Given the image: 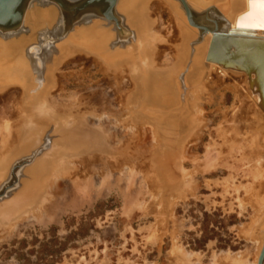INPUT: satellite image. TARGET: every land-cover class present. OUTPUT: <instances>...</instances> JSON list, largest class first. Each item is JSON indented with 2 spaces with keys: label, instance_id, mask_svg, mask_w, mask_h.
Wrapping results in <instances>:
<instances>
[{
  "label": "rangeland",
  "instance_id": "obj_1",
  "mask_svg": "<svg viewBox=\"0 0 264 264\" xmlns=\"http://www.w3.org/2000/svg\"><path fill=\"white\" fill-rule=\"evenodd\" d=\"M62 1L71 9L81 0ZM29 5L15 30L0 31V42L12 47L9 57L14 60L25 54L37 78H25L23 83L33 86L29 90L24 88L23 95L19 77H10L12 85L0 93V124L4 120L9 125L23 121L26 134L31 137L27 141L31 144L19 150V154L8 157L6 170L0 176V187L8 181H17L10 197L0 201V234L10 224L20 221L10 233L0 236V264H237L238 257L244 260L242 264H258L264 229L254 238L244 229L254 215L244 195V188L253 180L254 170L242 157L240 147L230 148L221 140L219 128L224 116L230 118L232 108L236 107L238 97L233 84L239 81L238 77L208 70L202 81L203 89L191 87L183 102L178 98L172 105L164 101L154 105L139 91L131 96L135 101L131 97L126 101L124 95L133 88L128 66L118 68L123 75L115 77L110 70L104 71L103 57L99 58L101 63L93 58L97 57L95 53L87 56L70 53L65 56H69L66 61L55 65L56 56L62 52L59 43L75 29L86 30L94 24H103L102 28L115 35L107 47L132 51L137 44L135 30L127 25L123 14L114 9L113 18L108 20L87 11L79 13L77 18L69 17L53 0H30ZM41 7L54 9L56 20L49 24L37 19L33 8ZM212 8L217 9L215 6L200 11L192 9L197 15L206 14L209 20H217V26L224 28L225 23L221 24L217 10ZM153 10L155 8L147 11L155 19L154 26L161 25L163 29L169 24V13L159 12L158 7L155 13L159 12V18ZM36 46L37 55H33L30 49ZM192 55L189 54L190 62L180 73L182 79L191 67ZM37 58L41 61L38 69ZM51 58L54 59L52 64ZM139 62L142 66L135 62L133 73L141 76L140 69H143L148 77L142 56ZM6 81L8 78L0 76V84ZM22 99L27 102V105L24 103L27 113L23 112L26 116L17 111ZM45 102L55 109L44 108ZM171 110L174 112L168 113ZM170 117H173L171 121ZM237 117H240L235 120L239 130L249 131V121ZM169 121L177 125L178 136L185 137L179 147L163 146L161 136L155 133L157 124L165 127ZM100 137H104V141L99 140ZM3 140L6 137L2 139L0 134V142ZM87 142H91L90 145ZM96 145L103 146L102 150ZM59 147L63 152L76 154L63 161L61 156H54L55 149L60 151ZM37 149L41 152L34 159L15 170L18 161ZM143 162H149L155 170L152 171L158 174L156 178L160 177L161 187L154 195H150L144 181L138 177ZM54 165L55 169L51 167ZM76 172L87 176L84 185L75 186L70 176ZM117 172H126L130 181L126 178L121 181L115 175ZM54 177H58L57 182H52ZM52 184L53 200L45 210L51 212L52 220L20 218L22 207L36 193L50 191ZM57 185L59 189H55ZM160 212L162 219L158 218ZM60 247V255L52 256V251ZM225 256H228L226 261Z\"/></svg>",
  "mask_w": 264,
  "mask_h": 264
},
{
  "label": "bare ground",
  "instance_id": "obj_2",
  "mask_svg": "<svg viewBox=\"0 0 264 264\" xmlns=\"http://www.w3.org/2000/svg\"><path fill=\"white\" fill-rule=\"evenodd\" d=\"M184 4L187 10H189V15L185 10ZM209 6H215L217 8H212V10H217V13L221 19V24L225 23L224 28L217 26V20H209L206 14L204 16L197 15L196 13H194V9H192L197 8L200 11L202 9L204 10L209 8ZM158 7L159 12L167 11L169 13V24L163 29H160L161 25L154 26L155 19L152 18L150 12L147 11L148 8H155L156 10ZM16 8L17 7H15V9L12 10V13H10L12 17L15 15ZM90 8L92 7H89V9ZM114 9L119 14H123L127 21V25H130V28H133V30H135L136 39L134 41L137 42V44L134 45L132 51L122 50L118 46L115 47L114 50L107 47L111 38L115 37V35H112L111 32H109L110 30H105L104 28H102L103 24H94L86 30L83 29L84 31L80 28L75 29V31L68 34L67 37L59 43V49L62 50V52L60 51L61 53L59 52L60 54L56 56L55 65H57V62L60 63L59 61H66L69 56L66 58L65 56L70 53H72L70 55L78 53L84 56L89 55L88 53H95L94 55H96L97 57L93 55V58L96 61H100L101 57H103L105 60H102V63H105L104 65L106 66L105 70H103L106 72L107 70H110L115 77L123 75L120 73V69L118 68L122 67L126 69L125 67L128 66V68L131 70L129 72V82L133 85V88L131 91H127L124 95L127 98L126 101L130 100L131 96L133 97L138 94L137 91H139L141 92L143 98H147V100H149L150 103H153L154 105L161 104L160 101H164V103H167V105H172L174 101V103H177L176 101L178 98L179 101L181 99V101L183 102L185 96L188 94L190 89H192L191 87H194L195 89L204 88L202 81L203 78L206 76V73H208V70L222 71L223 74L229 73L237 76L239 81L234 82L233 84L235 87L236 97H238L236 101V107L232 108V111L230 113L231 117L227 118L224 116L223 121L219 124L220 134L222 137V139H220L223 140L224 143L230 145V148H233L235 146L240 147L242 157L246 160L247 164L251 168H253L252 170H254V177L252 182L250 183L248 188L246 187L244 188L245 190L243 189L244 192L246 191V194H244L246 195L245 203L250 205L254 210V215L251 218V222L247 225H244V229H246L248 234H250L251 237L254 238L261 232L262 228L264 229V27L261 26L262 22H264L262 21V13H264V8L261 7L259 0H118ZM155 10H153V13H155ZM33 11L34 16H36L37 19H39L43 23L50 24L51 22H54L57 18V12L54 9H46L41 7L37 8L36 10H34L33 8ZM95 12H97V8L92 9V13L97 14ZM209 12L210 10L208 11V13ZM158 13H155L154 15ZM62 16H64L63 18L66 17L65 15ZM156 17L160 18L161 16H159L158 14ZM159 18L157 20L160 21ZM209 22L212 24H210ZM215 24L218 29L212 30V28H214L213 25ZM201 25L203 27L208 28V30L204 32V30H201L200 27H197ZM123 33L124 32H122V35H124ZM196 38L198 40H196ZM0 45L2 46L3 43L0 42ZM7 45L8 44L3 45L0 51V76L8 78V81L0 84V93L4 91V89H8L7 87L9 85H12V83H9L10 77H19L18 80L20 81L21 86H23V89H21L23 90L22 94L24 95V88L25 90H27V88L29 90V88L31 89L33 86L31 84L32 86L30 85L31 87H28L27 84L23 83L25 78L37 80V78H34V68H31V64L25 54L19 55L16 59L12 60V57H9L11 52L10 50H12V47L10 46L9 48ZM102 49L104 50L101 51ZM37 50V46L31 47L30 53L34 55L36 54ZM96 52H98L99 55H97ZM131 53H133L135 57H133ZM161 53H163L162 56ZM189 54L194 55L193 61L190 69H188L189 67L187 68L188 73L182 79L180 73L184 69V66L187 64V62H190V60H188ZM141 56L143 62L148 67V77H146L147 73H143V69H140V71H142L141 76L137 77L134 74L135 62L137 65L140 64V66H142V64L139 62ZM53 58H51L52 60H50V64L53 63ZM204 61L207 63L206 65H208L209 68L204 66ZM44 62H46V60H44ZM35 63L36 68L37 66H41V61L39 58L35 60ZM51 67H49V69ZM56 68H54V70ZM125 71L127 70H124V72ZM53 81L55 82L54 79ZM18 84L15 83V85ZM51 87L54 86L52 85ZM49 88L50 87H48V89ZM52 89L53 88H51V91ZM34 98L36 99V97ZM24 99L26 100V98ZM24 99L21 100V104L19 101V105L17 106V111L19 115L27 113L25 112L26 107L24 103L26 101L24 102ZM196 99L197 97H195V100ZM132 100L135 101L134 98H132ZM10 107L13 106L11 105ZM44 108L50 111H52V109H55V107L53 106L50 107L47 102H45ZM171 112H174V110L168 111V113ZM237 116H241V118H245L249 121V131L242 132L241 130H239L235 122L236 119H240V117ZM172 118L173 117H170L169 120L171 121ZM170 121L168 124L166 123L167 125L165 127L157 124L155 126V129H153L155 130V133H158L159 137L161 136V141L164 144L163 146L174 148L177 145V147H179L180 145H182V143H184L183 141H185V137L178 136L180 134H177V125H175L174 122L170 123ZM192 121H190V127H192ZM22 123L23 121H21L20 123H10L9 125V122L4 120L3 123L0 124L1 138L3 139L6 137V140L0 142V147L2 148L0 152V176L6 170L4 167L9 161L8 157L12 155L14 156L15 154H19V150H21L23 147H26L27 144H31L27 142L28 139H30L31 137H29L30 135L28 136V134H26V126L24 123ZM152 124L153 123H151V125ZM99 140L104 141V137H100ZM87 143V145H90L91 142ZM96 147H99V150H102L103 148V146L101 145H96ZM159 147H161V143ZM57 149H55L54 156H58V158H60L61 156V158H63V161L64 159H70V157L72 158L76 154L74 152H63V149L61 148L60 151L58 150L57 152ZM153 154L156 155V153H152V155ZM152 157L155 158L154 156ZM150 161H153V159ZM148 163L149 162H143L142 164H140V172L138 173V177H140L144 181L145 187L150 191V195H154V191L159 190L161 187L159 181L160 177L159 180L156 178L158 177V174H155V172H153L155 170H153V167H151V165ZM53 164H55V162ZM55 166L56 165H54V167H51L55 169ZM127 170L129 171V169ZM119 172H117L115 175H117L118 178H121V181L125 178L129 179L127 177V171L125 173ZM74 175L70 177L75 181V186L78 183L83 184L87 181L85 179L87 176L82 175V173L76 172L74 173ZM57 178L58 177H54V180H52V182L55 181ZM58 185L55 189H59ZM52 188L53 184L51 186L50 191L46 189L43 191V193H36V195H34V197L22 207L24 210L20 211L22 214V217L20 218L23 219L25 217H28L29 219H31V221H37L42 219H45L47 221L52 220L51 212L48 213L45 211L47 208V204L53 200L51 192ZM60 188L62 189V187ZM101 191H103V189H101L100 192ZM237 191L239 190L237 189ZM97 195H99V193ZM21 200H23V196L20 197V201ZM64 200L65 199H63V201ZM63 201L61 202L63 203ZM160 217H162V212H160L158 216L159 219H162ZM18 223H20V221ZM18 223H13L12 225L10 224L6 228V230L2 232V234L10 233L11 230L15 228L14 226H17L16 224ZM161 229H163V227ZM12 232L14 233V231ZM2 234H0V236ZM182 249L184 248L182 247ZM227 258L228 256H225V261ZM235 261L237 262V264L244 263V260L239 257L238 260ZM251 264L257 263L254 262Z\"/></svg>",
  "mask_w": 264,
  "mask_h": 264
},
{
  "label": "water",
  "instance_id": "obj_3",
  "mask_svg": "<svg viewBox=\"0 0 264 264\" xmlns=\"http://www.w3.org/2000/svg\"><path fill=\"white\" fill-rule=\"evenodd\" d=\"M53 1L56 3L58 7L64 9V11H66L69 17H73V15L77 16L81 12H85L89 10L92 11L93 8H97V12H95L97 14L95 15L103 16L106 19H112L113 18L112 14H114V8L118 0H81L78 3V5H76L71 9L67 8L63 4V1L61 0H53ZM23 2L24 0H0V28H13L17 26L20 23V21H22L23 13L21 14L19 8L21 7ZM15 7H17L16 12L15 15L12 17L10 13H12V10L15 9ZM89 7L92 8L89 9ZM184 7L187 14L189 15V10H187L185 4ZM197 27H200L201 30H204V32L208 30V28L203 27L202 25ZM213 27L214 28H212V30L218 29L216 27V24L213 25ZM40 152L41 149H37L33 151L29 156L18 161L15 170L20 169L24 165L28 164V162L34 159V157H36V155H38ZM16 184H17L16 180L10 182L8 181V183L0 187V201L3 199H8L10 197V193H12V189ZM258 264H264V244L258 259Z\"/></svg>",
  "mask_w": 264,
  "mask_h": 264
},
{
  "label": "flooded vegetation",
  "instance_id": "obj_4",
  "mask_svg": "<svg viewBox=\"0 0 264 264\" xmlns=\"http://www.w3.org/2000/svg\"><path fill=\"white\" fill-rule=\"evenodd\" d=\"M25 2H23L22 3V5H21V7L19 8V10L21 11V14L23 13V11H25V9L26 10H28L29 9V4H30V0H24ZM62 1V0H61ZM65 1V0H64ZM25 7V8H24ZM17 14V13H16ZM18 27V25L17 26H15V27H13V28H0V31H5V32H11V31H13V30H15L16 28ZM2 29V30H1Z\"/></svg>",
  "mask_w": 264,
  "mask_h": 264
},
{
  "label": "trees",
  "instance_id": "obj_5",
  "mask_svg": "<svg viewBox=\"0 0 264 264\" xmlns=\"http://www.w3.org/2000/svg\"><path fill=\"white\" fill-rule=\"evenodd\" d=\"M59 244L62 245L63 242L59 240ZM61 248H62V247H60V248L57 249V250H53L52 253H51V255L54 256V257H57L58 255H60V252L62 251Z\"/></svg>",
  "mask_w": 264,
  "mask_h": 264
},
{
  "label": "snow or ice",
  "instance_id": "obj_6",
  "mask_svg": "<svg viewBox=\"0 0 264 264\" xmlns=\"http://www.w3.org/2000/svg\"><path fill=\"white\" fill-rule=\"evenodd\" d=\"M261 7L264 8V0H259ZM262 21H264V13H262ZM262 27H264V22H262Z\"/></svg>",
  "mask_w": 264,
  "mask_h": 264
}]
</instances>
